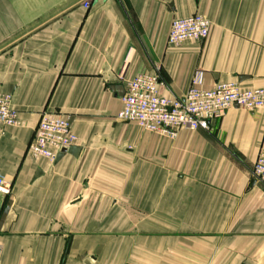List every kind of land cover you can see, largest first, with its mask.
I'll list each match as a JSON object with an SVG mask.
<instances>
[{"label":"crops","instance_id":"crops-1","mask_svg":"<svg viewBox=\"0 0 264 264\" xmlns=\"http://www.w3.org/2000/svg\"><path fill=\"white\" fill-rule=\"evenodd\" d=\"M60 1L0 0V93L22 123L0 133V264H264V110L172 139L116 119L139 74L167 98L196 71L206 90L264 89V0ZM196 14L207 38L167 44ZM45 111L77 136L54 161L28 152Z\"/></svg>","mask_w":264,"mask_h":264},{"label":"built area","instance_id":"built-area-1","mask_svg":"<svg viewBox=\"0 0 264 264\" xmlns=\"http://www.w3.org/2000/svg\"><path fill=\"white\" fill-rule=\"evenodd\" d=\"M90 0L83 2L88 8ZM210 22L201 15L175 19L170 24L167 44L177 46L188 41L202 42L208 36ZM203 74L196 71L184 98H167L160 92L159 74H139L125 85L122 107L116 119L136 124L142 130L165 138H174L180 130L208 131L231 108L246 112L264 110V89L242 90L236 83H219L203 89ZM19 114L12 106V96L0 93V133L5 128L21 126ZM77 142L71 117L57 112L42 113L28 152L33 159L54 161L57 154ZM254 181L264 186V151L252 166ZM10 185L0 176V195H8Z\"/></svg>","mask_w":264,"mask_h":264},{"label":"rangeland","instance_id":"rangeland-1","mask_svg":"<svg viewBox=\"0 0 264 264\" xmlns=\"http://www.w3.org/2000/svg\"><path fill=\"white\" fill-rule=\"evenodd\" d=\"M35 7L37 8V7H39V8H43V6H42V4H43V2H44V0H35ZM45 8L46 9H49V8H52V9H57V8H59V7H62V3H61V1L60 0H45ZM90 5V4H89ZM82 6H83V4H82ZM83 8H84V6H83ZM89 8V7H88ZM88 8H84V9H88Z\"/></svg>","mask_w":264,"mask_h":264}]
</instances>
